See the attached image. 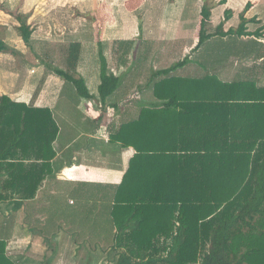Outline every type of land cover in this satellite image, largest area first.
Segmentation results:
<instances>
[{"label":"trees","instance_id":"1","mask_svg":"<svg viewBox=\"0 0 264 264\" xmlns=\"http://www.w3.org/2000/svg\"><path fill=\"white\" fill-rule=\"evenodd\" d=\"M205 25L195 49L213 36ZM30 35L25 30L27 44ZM80 48L69 47L73 67ZM187 60L153 75L159 105L141 108L111 133V142L136 153L121 183L104 195L110 248L119 264H264V88L210 73L171 74ZM55 72L94 97L84 79ZM122 81L102 56V102ZM59 132L50 108L0 97V202L36 196L52 173ZM6 240L0 237V264H19Z\"/></svg>","mask_w":264,"mask_h":264},{"label":"crops","instance_id":"2","mask_svg":"<svg viewBox=\"0 0 264 264\" xmlns=\"http://www.w3.org/2000/svg\"><path fill=\"white\" fill-rule=\"evenodd\" d=\"M7 1L10 2L9 5L7 4V10L10 13L17 8L21 10L23 7V0ZM18 1L19 4L16 5ZM115 1L122 2V0ZM152 1L147 0L146 3V0H126L123 4L128 12L126 22H124V15L122 14V5L116 3L111 9L116 10V12L120 10L121 14H117L113 18L114 20L105 26L103 37L100 38L98 34L96 35L95 44L109 46L110 43L115 41L118 44L132 45V51L127 53L118 51L111 55L104 51L105 49L100 50L99 48L96 53L82 58L84 50L92 51L95 44L79 42L81 44L79 61L84 59L85 66L79 78L85 80L90 94L94 96L93 98L96 99L99 93L103 56L106 60L107 71L108 67L111 68V60H115L113 67L115 70L111 68L113 71L110 72L109 70L108 73H114L123 78L117 91L107 99V104H112V108L118 111L129 104L136 108L135 116L125 118L119 125H115L112 130L118 129L124 121L138 117L141 108L159 105L161 101H158L153 95V82L151 81L153 75L160 70L174 66L184 59H188L186 64L173 70L171 74L202 78L210 73L224 82L248 79L254 81L257 87L264 88V30H262V28L264 29V23H261V27H258L261 29H259L261 33L259 36L254 35L256 29L246 36L239 35L238 27L234 26L225 29V31L220 29L217 33L208 30L207 32L213 36L205 41L200 48L195 49L199 42L203 20L206 21V27L208 21L211 20L212 23L219 18L216 27H221L222 18L224 14H227L225 19H227V23L232 24L236 22L237 9L232 7L229 2L226 3V0L224 2L220 0L219 7L210 11L204 6L198 11L195 5L189 4V0H161L164 2L163 4H156ZM15 6L17 8L13 9ZM205 14H207L206 18ZM6 16H8L7 23H0V43L4 46V49L0 50V97L7 96L12 101L34 107H48L52 110L59 125L56 114L57 101L55 99L62 86L69 82L57 75L56 72L45 76L44 70L40 66V68L35 67L34 69L26 66L27 53L19 46L20 42L18 41L21 34L17 37L11 35L22 26L15 22L11 14L8 13ZM245 17L243 19H246ZM259 20L261 19L257 18V21ZM173 22L175 26L171 27ZM149 25L155 27L154 33L159 34L157 37L152 33L153 29ZM2 29L5 37L1 36ZM7 32L11 34H7ZM229 32L234 34H229ZM151 34L155 37H152ZM144 36L148 39H145ZM21 38L23 39V35H21ZM150 38H154L152 42L163 45V48L158 52H152L149 49L140 52L134 49L136 45L139 46L146 42L150 44V41H148L151 40ZM181 39L185 41L177 49L178 42ZM77 68L78 64L76 67L72 66V69L76 70ZM145 74H150V77L146 83H143ZM90 78H93V80L91 81ZM142 84L146 86L142 88ZM146 88L152 92L150 99L125 100L127 104H124L123 97L128 98L130 93L132 94L135 91L143 93ZM78 94L79 98L75 102L77 109L81 111L82 105L90 107L91 105L88 103L87 106L86 103L91 98L83 96L79 92ZM82 111L85 117L93 123L92 132L82 130L72 140L62 141L60 130L59 136L54 142L56 156L51 162L52 173L44 180L36 196L28 200L18 201L13 198L0 202V215H20L21 238L24 241L30 239L27 249L29 246L30 249L34 247L43 250V242L49 245L54 244L59 240L61 233L75 235L76 231L74 230L81 228L88 230L94 237L103 236L105 244L107 242L108 227L104 206L108 201L104 200V195L108 189H113L121 183L130 159L136 151L133 147L124 148L121 144H117L116 147L121 148L112 152V154L116 153L114 157L116 161L107 162V156H102L101 149H104L105 154L107 146L113 142L109 143L104 138L100 130L103 127L101 118L92 117V115L86 113L87 110ZM111 133L110 130L109 137ZM80 136H84L86 139L79 142ZM83 152L89 153V157L84 156ZM73 189L80 190L82 200L94 202L92 203L93 207L88 210L89 215H85V209L81 208L82 202L71 196ZM56 200L62 202L59 205V210L58 207H53ZM16 202L21 203L18 209L15 207ZM68 206H70V210L67 209ZM30 221H35L34 226L42 224L43 227L41 229L31 228L28 226ZM80 222L82 226L79 227ZM64 225L70 226L71 229H66ZM6 237H10L9 234ZM6 241L8 255L18 258L19 264H88L76 254L84 248V242L76 244V252L73 257L62 259L58 256L57 251H54L51 255H43L41 259H37V257L27 253H10L8 240ZM100 242L99 240L95 242L96 246H100ZM96 246L94 245V249ZM101 248L104 249V246H101ZM104 251L107 253L108 250L104 249ZM98 264H109V262ZM116 264H119L118 260H116Z\"/></svg>","mask_w":264,"mask_h":264},{"label":"rangeland","instance_id":"3","mask_svg":"<svg viewBox=\"0 0 264 264\" xmlns=\"http://www.w3.org/2000/svg\"><path fill=\"white\" fill-rule=\"evenodd\" d=\"M125 1L126 0H122V2L120 3L115 0H23V7L21 8V10H19L15 6L13 8H17L16 10H14L15 12L12 11L10 13V11L7 10V4L9 5L10 2L7 0H0V23H7L6 19L8 16L6 15H8L9 13L15 19V22L23 27L24 33L27 29L31 33V40L29 44H27V42L21 38V35L24 34L22 28H18V30L14 31L12 34L7 32V34H11L16 37L17 35L21 34L18 38V41L20 42L19 46L23 48L27 53L26 66L28 68L34 69L35 67H41L44 70L45 76L49 75L50 73L55 74V70L60 68L71 73L76 78H79L82 75L83 67H85L84 59H80V61H78V68L76 70L72 69V65L68 57L70 55V45L75 42L95 44L97 34L100 38L101 36L103 37L105 26H107L109 22H112V20H114L113 18H115L117 14H121L120 10L116 12V10L111 9L116 3L122 5V14L124 15V22H126L128 20V12L126 11L127 9L125 8V6H123ZM222 1L224 2V0H221V2ZM152 2H155L156 4L164 3L161 0H153ZM219 2L220 0H189V4L191 3L192 5H195V8L198 11L202 6L207 7L209 11L213 8H218ZM227 2H229L232 7H235L237 9L236 22H233L234 24L227 23L228 21L227 19H225L227 14H224L221 22V27H216V25H218L217 21H219V18L215 22H212L213 24L210 20L207 23L206 31L209 30L210 32L213 31L217 33L220 28L222 31H225V29L227 30L230 27L234 26L238 27V30L240 32V26L242 23H244V29L243 32L240 33V35L246 36L248 33L254 31V29H260L258 27L261 25V23H264V0H226V3ZM18 4L19 1L16 2V5ZM249 4L250 7L249 9H247V6ZM246 15L247 17H245ZM243 17H245L247 20L243 19ZM257 18H260L261 20L257 21ZM149 26L153 29L152 33L157 37L159 34L154 33L155 27H153L152 25ZM173 26H175L174 22L173 24H171V27ZM262 30L264 29L262 28ZM4 34V30L2 29L1 36L5 37ZM153 34H151V36L155 37ZM144 38L148 39L145 36ZM150 39L151 40H148L150 41V44L146 42L145 44H140L139 46L136 45L134 49L140 52L146 51L147 49L152 52H158L163 48V45H157L156 42H152L154 38ZM183 41L185 40L181 39L178 42L177 49L180 48ZM14 45L16 46L17 44ZM99 48L100 50L105 49L104 51H107L111 55L118 51H120L121 53H127L126 49L129 50L128 52L132 51V45H125L124 43L118 44L113 41L109 44V46H102V44L99 45L96 43L93 46L92 51L84 50V52L82 53V58L86 57V55L96 53ZM114 61L115 60H111V68H113L115 65ZM111 68L108 67V72L109 70L110 72L113 71L111 70ZM113 69L115 70V68ZM147 72H149V70H147ZM149 77L150 74H145L143 77V83H146L149 80ZM90 80L92 81L93 78H90ZM145 86V84H142V88H144ZM150 96H152V92L151 90L149 91L146 88L143 93L135 91L132 94L130 93L128 98L123 97L122 100L124 101V104H127L125 100L131 101V99H133L134 101H136L142 98L150 99ZM96 97V99L91 98L87 101L86 105L89 103L91 105L90 107H85L84 105H82L83 108H81L80 111L77 109L75 104L76 100L79 98L76 86L70 82L62 86L55 99L57 101L56 114L61 130L62 141L72 140L74 137L78 136L80 132H82V130H88V132L90 130V132H92L93 123L85 117L82 110H87L86 113H89V115H92V117L97 116L98 119L101 118V124L103 127H101L100 130L103 133L104 138L109 141V143H111V136L109 137L110 130L113 132L114 130L112 129H114L115 125H119L125 118H131L136 115V108H133L129 103L127 107L123 106L124 108L118 111L112 108V104H107L108 100H106V103L102 102L99 93ZM84 139H86V137L80 136L79 142H82ZM117 144L120 145L121 143L113 142L111 145H108L107 152L105 154L103 152L104 149H101L103 154L102 156H107V162L116 161L114 159L116 153L112 154V152L113 150H119V148H121L116 147ZM82 154L87 158L89 157V153L83 152ZM71 193V196L77 198L78 201L82 202L81 208L85 209V215H89L88 210L93 207L92 203L94 202L82 200L80 198L81 194L79 189H73ZM61 204L62 202L56 200L53 207H58L59 210V205ZM67 209L70 210V206H68ZM19 221L20 215H0V237H6V235L9 234L10 237L6 238L9 244V252L12 254L27 253L34 257H37V259H41L43 255H51L52 252L57 251L58 256L64 259L65 257H73L76 252V244L84 242V248L76 252L78 257L80 259H83L82 261H85L86 263L88 262V264H98L101 262L116 264V260H118V254L114 252V250H110L111 242H109V240H107L105 244L103 236L94 237V235L90 234L88 230L86 231L85 228L74 230L76 231L75 235L61 233L59 240L54 244L49 245L42 241L44 244L43 250H39V248L34 247H31L33 249H30L29 246L27 249L26 247L27 244L30 243V239L24 241L23 238H21ZM34 222L35 221H30V224L28 226L31 228L36 227L40 229L41 227H43L42 224L34 226ZM81 222L79 224V227L82 226ZM64 227H66V229H71L70 226L64 225ZM10 233L12 236L10 235ZM98 240L99 242L101 241L100 246H96L95 242H97ZM94 245L96 246L95 249ZM101 246H104V249L108 250L107 253H105L104 249L101 248ZM111 261H113L114 263Z\"/></svg>","mask_w":264,"mask_h":264}]
</instances>
